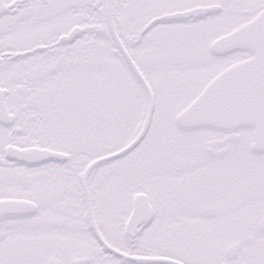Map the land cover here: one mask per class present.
<instances>
[{
    "label": "snow or ice",
    "instance_id": "snow-or-ice-1",
    "mask_svg": "<svg viewBox=\"0 0 264 264\" xmlns=\"http://www.w3.org/2000/svg\"><path fill=\"white\" fill-rule=\"evenodd\" d=\"M0 264H264V0H0Z\"/></svg>",
    "mask_w": 264,
    "mask_h": 264
}]
</instances>
